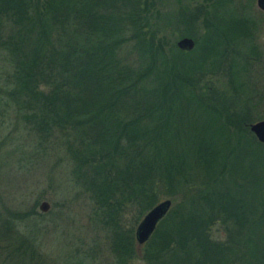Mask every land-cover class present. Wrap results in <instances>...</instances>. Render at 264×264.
I'll use <instances>...</instances> for the list:
<instances>
[{
	"label": "trees",
	"instance_id": "1",
	"mask_svg": "<svg viewBox=\"0 0 264 264\" xmlns=\"http://www.w3.org/2000/svg\"><path fill=\"white\" fill-rule=\"evenodd\" d=\"M155 11L156 0H0V118L14 115L16 132L44 155L60 151L120 262L136 257L125 215L138 222L164 197L180 202L146 243L147 264H229V254L241 262L245 217L223 180L264 149L249 130L251 113L261 120L263 110L236 107L240 77L260 64L253 23L241 18L235 33L224 25L220 35L206 16L199 37L191 26L201 10L182 8L195 41L186 52L157 34ZM240 37L248 39L244 51L233 46ZM157 59L164 65L152 74ZM218 70L227 82L208 84ZM174 101L183 113L158 115ZM180 103L194 105L202 126ZM177 117L196 125L173 134Z\"/></svg>",
	"mask_w": 264,
	"mask_h": 264
},
{
	"label": "rangeland",
	"instance_id": "2",
	"mask_svg": "<svg viewBox=\"0 0 264 264\" xmlns=\"http://www.w3.org/2000/svg\"><path fill=\"white\" fill-rule=\"evenodd\" d=\"M256 1L156 0L153 21L159 30L157 34L165 37L169 46L176 45L178 40L187 37L186 34L190 30L189 26L182 22V8L201 10L200 20L191 26V30L199 37L206 32L203 24V17L206 16L216 26L213 30L220 35H227L221 32L227 30L224 25H230L229 31L234 32V23L243 22L241 18H244L249 26H252V22L253 28L249 30L253 31L252 39L261 52V57L256 61L260 64L247 69V73L240 77L238 84H241V89L236 107L251 111L253 109V112L261 109L263 111L260 114L264 119V11L257 7ZM236 36L243 34L240 32ZM238 39L236 38L233 46L238 43L241 51L246 50L245 43L248 39ZM200 45L198 42V46ZM151 65L154 69L152 74H155L154 67L161 68L164 64L157 59L152 61ZM218 72L214 74L217 78L207 76L205 81L215 85H218L219 81L220 84L222 81L226 83V79L221 76V70ZM182 106L188 112L186 115L199 117L200 119L196 118L195 121L202 126L205 118L200 117L194 105L187 103ZM171 113H183L178 102L174 101L173 110L167 111L163 108L158 115L173 116ZM251 114L252 123L259 120L256 113ZM183 115L181 114L180 118L183 119ZM180 118L169 121L173 134L175 129L183 133L190 132L189 128L196 125L194 122H179ZM14 121V115L11 114L5 119L0 118V264H147L143 253L148 241L139 246L135 239L136 257L124 263L120 262L112 251L107 230L98 224L91 204L70 179V172L67 174V169L60 164V151L56 155L54 152L50 155L48 148L44 155L42 150L38 151L33 139L25 132H16ZM207 127L210 132L213 131L209 125ZM184 139L182 137L180 143L176 140L178 146ZM53 140L45 146H51ZM187 140H190V137ZM185 146L188 147L187 144ZM252 149L255 151L257 148ZM259 151V159L248 155V159L245 157L242 160L240 154H236L239 156L238 161L242 160L240 167L224 174L223 186L230 193V197H234V208H239L245 217L241 223L243 240L249 237L247 241L241 239V245L236 247V252H242V248L244 249V259L238 262L236 255L229 254V264H259L264 256V149ZM232 156L230 153L229 157ZM164 200L171 201V208H175L180 202L178 197H164L158 203ZM42 202L50 205L47 213L39 210ZM143 217L137 222L134 215L128 213L123 219L125 229H133L134 238L135 229ZM9 221L14 226H8ZM258 234L261 239L256 236ZM224 235L223 233L220 240L224 239Z\"/></svg>",
	"mask_w": 264,
	"mask_h": 264
},
{
	"label": "water",
	"instance_id": "3",
	"mask_svg": "<svg viewBox=\"0 0 264 264\" xmlns=\"http://www.w3.org/2000/svg\"><path fill=\"white\" fill-rule=\"evenodd\" d=\"M256 2L257 7L264 11V0H257ZM176 46L181 51L189 52L194 49L195 42L191 38L183 37L177 41ZM249 130L259 143L264 144V119L250 124ZM170 208L171 201L164 200L144 215L135 229V240L139 246L149 241L156 227L165 218ZM49 209L50 205L47 202H42L39 206V210L42 213H47Z\"/></svg>",
	"mask_w": 264,
	"mask_h": 264
},
{
	"label": "flooded vegetation",
	"instance_id": "4",
	"mask_svg": "<svg viewBox=\"0 0 264 264\" xmlns=\"http://www.w3.org/2000/svg\"><path fill=\"white\" fill-rule=\"evenodd\" d=\"M195 48V47H194ZM262 120V119H261ZM259 121V120H258Z\"/></svg>",
	"mask_w": 264,
	"mask_h": 264
}]
</instances>
